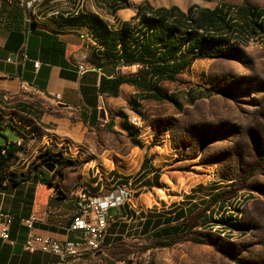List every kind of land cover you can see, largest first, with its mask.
<instances>
[{"label":"rangeland","instance_id":"1","mask_svg":"<svg viewBox=\"0 0 264 264\" xmlns=\"http://www.w3.org/2000/svg\"><path fill=\"white\" fill-rule=\"evenodd\" d=\"M224 3L264 10V0L162 2L183 10ZM221 45L215 58L176 64L177 81L163 85L167 101L142 102L140 124L134 126L147 129L159 152L142 165L133 163L129 174L109 172L100 181L105 185L100 194L83 185V163L68 155V146H48L54 153L62 150L63 160L75 161L54 179L62 191L71 185L93 195L120 194V189L128 195L114 215L110 212L119 242L84 257L89 264H264V36H238ZM97 139L108 147L124 144L109 131L98 132ZM45 150H37L33 169ZM216 194L226 210L215 204L213 221L226 224L202 227L205 207ZM183 217L188 232L168 237L175 233L168 225ZM231 220L237 224L228 226ZM172 239L173 246L157 247Z\"/></svg>","mask_w":264,"mask_h":264},{"label":"crops","instance_id":"2","mask_svg":"<svg viewBox=\"0 0 264 264\" xmlns=\"http://www.w3.org/2000/svg\"><path fill=\"white\" fill-rule=\"evenodd\" d=\"M162 2L164 0H43L25 11H19L14 5L3 6L0 12V95L7 98H0V147L11 143L25 147L10 171L29 172L37 150L68 146V155L83 163V185L88 189L89 185L94 186L95 193L100 194L105 186L100 181L109 172L119 170L120 174H129L127 169L133 163L140 161L142 165L146 157L159 152L157 146H151L147 129L130 122L139 117L137 112L142 102H147L140 101L137 111L133 110L130 101L138 92L136 87L122 84L118 95L112 96L100 92V83L103 77L135 74L140 69L139 65H116L123 56H133L141 43L142 26L140 18L136 17L143 13L144 6L153 9L175 6L185 13L195 6L183 10L176 4L167 6ZM220 5L196 7L214 10ZM24 43L29 60L23 58ZM161 53L163 48L157 40L151 37L146 41L142 53L145 58ZM35 63H39L38 68ZM165 83L161 84L163 88ZM124 119L141 146L132 143ZM105 131L123 138L126 148L118 142L108 147L97 139V133ZM42 169L48 178L54 173L43 166ZM40 178V174L39 177L32 174L27 181L0 186V213L18 217L10 227L8 241L1 237L0 218V264H67L58 256L24 250L29 231L23 220L29 218L35 219L32 232L37 236L59 243L77 238V233L70 231L78 212L76 201H69L67 197L80 191L69 185L67 192H61L65 196L61 198L56 183L48 185ZM115 211L113 208L111 215ZM120 235L109 224L103 248L109 249L119 242ZM70 264L89 263L80 259Z\"/></svg>","mask_w":264,"mask_h":264},{"label":"trees","instance_id":"3","mask_svg":"<svg viewBox=\"0 0 264 264\" xmlns=\"http://www.w3.org/2000/svg\"><path fill=\"white\" fill-rule=\"evenodd\" d=\"M14 6L17 8L16 5ZM142 9L144 10L143 13L136 17L140 18L142 26L140 31L141 43L133 56H123L119 59V64L116 65H139L140 69L135 74H119L111 79L103 77L100 83V92L112 96L118 95L119 87L122 84L135 86L138 92L130 101L134 111H137L140 101L162 103L169 99V95L161 84L164 82L175 83L177 81L179 69L176 64L184 62L194 63L219 56L222 52L221 42L223 40L233 42L234 38H238V36L246 37V39L264 36V10L250 7L247 4L237 7L222 4L214 10L194 6L186 13L175 6L158 9L144 6ZM18 10L21 11L20 9ZM151 37L157 40V44L162 46L163 53L158 56L153 55L145 58L142 53L146 41ZM123 124L132 137V143L136 146H141L142 144L135 138V133L126 119H124ZM107 129L110 130V125L107 126ZM151 146H155V142ZM24 151V144L11 143L0 147L1 187L27 181L32 174L35 177H39L40 174V179L43 183L53 185L54 179L58 174H61L65 164L75 163L74 160H63L62 150L54 153L51 149L46 148L44 152L37 155V159L40 162L38 167L34 169L30 167L27 173L10 171V166L15 162L18 155ZM48 163L55 166V171L50 178L47 177L42 169V166L44 167ZM61 192L63 191L60 189V197L64 198L65 196ZM74 201H76V197ZM217 203H219L218 210L222 208V213L226 210L221 201V195H214L205 207L208 216L207 221L202 222V227H208L211 223L226 224L221 220L213 221L215 214L218 212V210L214 211L213 209ZM237 212L240 213L239 210ZM12 215L14 216V223L18 217L15 214ZM184 221L185 218L183 217L179 220L180 224L179 222L170 223L168 226H171L169 228L175 233L168 235V237L187 233L188 229L186 230ZM235 222L231 220L228 226L236 225L237 223ZM163 230H166V228L164 227ZM195 240L196 242H201L199 239ZM174 244H176L174 239L159 241L157 247L166 248Z\"/></svg>","mask_w":264,"mask_h":264},{"label":"built area","instance_id":"4","mask_svg":"<svg viewBox=\"0 0 264 264\" xmlns=\"http://www.w3.org/2000/svg\"><path fill=\"white\" fill-rule=\"evenodd\" d=\"M43 0H0V12L3 6L16 5L21 11H25L29 6L38 5ZM26 43H24L23 58L29 60L26 53ZM34 66L38 68L39 63ZM7 98L6 95H0V98ZM132 125H139L137 117L130 120ZM120 194L114 192L108 195H93L89 191L82 190L76 195L77 214L75 215L70 231L77 233L76 240L72 242L59 243L50 238L40 237L33 234L35 219L29 218L23 220L28 229V236L24 244V250L29 253L41 252L44 254L58 256L61 262L70 264L84 257L94 255L102 251L104 241L108 234L110 224V212L114 207L121 206L124 196H128L124 190H118ZM122 195V196H121ZM2 220L3 240L10 239L9 230L14 221L11 213H0Z\"/></svg>","mask_w":264,"mask_h":264},{"label":"water","instance_id":"5","mask_svg":"<svg viewBox=\"0 0 264 264\" xmlns=\"http://www.w3.org/2000/svg\"><path fill=\"white\" fill-rule=\"evenodd\" d=\"M101 117L104 118V111L101 112ZM44 168L50 172H53L55 170V166L51 163H48L44 166Z\"/></svg>","mask_w":264,"mask_h":264}]
</instances>
